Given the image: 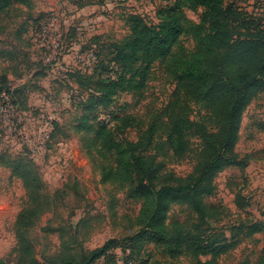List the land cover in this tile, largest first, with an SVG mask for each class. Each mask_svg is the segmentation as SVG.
<instances>
[{"label":"rangeland","instance_id":"rangeland-1","mask_svg":"<svg viewBox=\"0 0 264 264\" xmlns=\"http://www.w3.org/2000/svg\"><path fill=\"white\" fill-rule=\"evenodd\" d=\"M227 1L264 21V0ZM11 2V7L0 14V50L17 55V59L1 58L0 75H6L13 87L21 86L34 74H44L45 80L32 81V86L40 88V92L29 95L28 111L20 110L18 105L15 113L6 114L12 117L14 127H5L0 122V258L7 264H56L68 255L79 261L82 254L112 239L126 246L139 231L135 220L142 200L136 198L132 185L118 190L102 184L96 165L82 152L75 130L79 112L72 105H78L86 96L81 95V89L77 91L67 74L94 67L98 48L91 45L92 38L99 43V49L103 48L108 62L114 45L131 34L128 24L131 14H138L150 25L157 26L159 11L169 7L173 0L103 1L83 9L68 0ZM182 14L199 25L204 10L184 8ZM39 16L45 17L41 34H26L25 28L33 26L32 22ZM51 16H55V27L47 29ZM181 43L188 52L196 48L191 37L183 38ZM24 75V80H16ZM175 86L170 61L156 62L151 67L143 96L126 93L113 98L106 107L95 106L86 114L110 122V128L116 125L113 116L132 117V126L124 134L116 132V136L119 140L135 142L139 126L146 128L161 113L169 104ZM193 109L191 119L197 122L199 114L203 116L206 112L197 106ZM53 130L55 136L51 137ZM45 135H49L48 142ZM239 135L235 153L247 156L248 164L244 169H226L216 177L215 193L205 200L214 209L215 218L200 221L185 206H176L169 214V224L179 222L190 227L195 221L201 222V238L208 244L198 257L202 262L264 264V232L250 237L247 229L255 222L264 224V95L249 106ZM193 142L197 148L199 141ZM23 156L32 160L49 196L48 211L29 229L31 257L23 254L17 238V218L29 205L23 182L13 170V162ZM157 163L160 164L158 176L164 184L169 173L175 177L192 173L195 159L193 155L180 159L171 154L169 158H159ZM237 196L246 205L245 209L237 207ZM134 249V264L197 262L186 256L171 258L166 249L151 244H145L142 250ZM127 252L119 248L113 251V256L116 261H125ZM96 264H111V261L101 259Z\"/></svg>","mask_w":264,"mask_h":264},{"label":"trees","instance_id":"trees-1","mask_svg":"<svg viewBox=\"0 0 264 264\" xmlns=\"http://www.w3.org/2000/svg\"><path fill=\"white\" fill-rule=\"evenodd\" d=\"M11 3V0L0 2V14ZM96 4L99 3L84 0L77 7ZM184 8L203 9L202 22L191 23L182 14ZM158 19L155 26L140 15L131 14L128 17L131 34L114 45L108 62L94 37L91 45L98 48L94 67L67 74L77 91L81 89V95L86 96L78 105H72L79 112L75 130L82 152L96 165L102 184L118 190L133 186L134 195L142 200L135 220L139 231L126 246L112 239L82 254L79 261L68 255L56 264H96L101 259L116 264L113 251L119 248L125 253L129 251L127 259L134 264V248L142 250L145 244L166 249L171 258L186 256L196 259V264H212L198 259L208 248L201 238V222L195 221L190 227L179 222L169 224V214L174 207L185 206L200 221L214 219V209L205 200L215 193L216 177L226 169H244L248 164L249 158L235 153V148L243 116L252 102L264 95V21L227 0H173L169 7L159 11ZM44 20L43 16L35 18L33 26L24 32L39 31ZM185 37L196 43L194 51L188 52L182 46ZM11 56L17 59V55L0 50V59ZM26 60L28 63L29 59ZM167 60L176 81L174 92L169 104L146 128L139 126L137 141L119 140L116 136V132L124 134L132 126V117L113 116L116 125L110 128V122L86 114L95 106L106 107L113 98L126 93L143 96L152 65ZM32 77L45 78L44 74ZM28 89L29 84L14 88L6 75H0V102L5 94L20 110L28 111ZM193 106L206 112L203 116L199 114L197 122L191 119ZM194 139L199 141L197 148L193 147ZM171 154L180 159L193 155V171L186 177L169 173L167 182L162 184L157 161ZM23 157L13 162L29 203L17 218V238L23 254L31 257L29 229L48 211L49 196L32 160ZM236 205L246 208L238 196ZM247 229L252 237L264 232V224L255 222ZM0 264L7 263L0 258Z\"/></svg>","mask_w":264,"mask_h":264},{"label":"built area","instance_id":"built-area-1","mask_svg":"<svg viewBox=\"0 0 264 264\" xmlns=\"http://www.w3.org/2000/svg\"><path fill=\"white\" fill-rule=\"evenodd\" d=\"M70 1L72 4L74 5H78L80 2L84 1V0H68ZM95 2H106V3H110V2H125L127 0H94ZM53 15V14H51ZM48 16H50L48 14ZM54 17L55 16H51L50 20H48L46 23L47 25L45 26L47 29H51L53 27H55V22H54ZM43 29V26L41 27V29L37 32H40L41 34V31ZM36 32V33H37ZM45 33V31H44ZM3 98V106L0 107V122H2L4 124L5 127L7 126H10V127H14V124H13V121H12V117L9 115H6L8 112H12L15 113L16 111V106L12 103L11 99L9 98V96H6L5 94H3L2 96ZM44 138L46 139L45 141L48 142L49 140V135H45ZM116 264H133L132 261H129L128 259H125L124 260H117L116 261Z\"/></svg>","mask_w":264,"mask_h":264},{"label":"crops","instance_id":"crops-1","mask_svg":"<svg viewBox=\"0 0 264 264\" xmlns=\"http://www.w3.org/2000/svg\"><path fill=\"white\" fill-rule=\"evenodd\" d=\"M27 77H30V76H27ZM24 80V79H23ZM43 80H45L44 78H42V77H30L29 79H27L26 80V82H24L23 84H20L21 86L22 85H24V84H27V83H29V89H28V107H29V95L31 94V93H33V92H40V88H37L36 86H32V84L34 83V82H32V81H37V82H39V83H41ZM16 85V84H15ZM19 85H17V86H14V88H16V87H18Z\"/></svg>","mask_w":264,"mask_h":264}]
</instances>
